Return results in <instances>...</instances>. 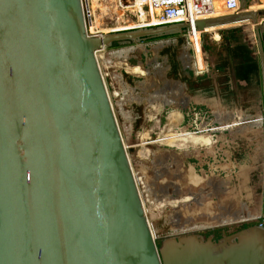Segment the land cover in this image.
Wrapping results in <instances>:
<instances>
[{
  "label": "water",
  "instance_id": "obj_1",
  "mask_svg": "<svg viewBox=\"0 0 264 264\" xmlns=\"http://www.w3.org/2000/svg\"><path fill=\"white\" fill-rule=\"evenodd\" d=\"M253 1L194 25H252L264 134V9L247 11ZM83 8L0 0V264H264V208L237 221L263 223L235 233L156 244L96 52L182 35L188 24L89 36Z\"/></svg>",
  "mask_w": 264,
  "mask_h": 264
},
{
  "label": "rangeland",
  "instance_id": "obj_2",
  "mask_svg": "<svg viewBox=\"0 0 264 264\" xmlns=\"http://www.w3.org/2000/svg\"><path fill=\"white\" fill-rule=\"evenodd\" d=\"M106 2L99 1L96 5L94 4L93 11L91 10V12L96 14L100 24L99 30L96 31L107 33L109 32L108 29H117L116 27L119 24L129 26L137 21V12L131 11L132 8L127 6L124 8L120 18L115 14L116 10L114 11L113 9L102 15L100 3L106 5ZM93 13H91V24L94 20ZM91 24L90 26H92ZM132 28L135 27L127 29ZM212 30L218 33L216 29L212 28L205 29V32L213 36ZM207 40L206 34H202L203 49L207 45ZM159 41L163 42L162 45L165 46L152 42L139 44L141 47L135 49V52L139 51V53L144 55L142 61L140 60L136 63L137 54H134L133 58L131 56L128 59V63L131 62V66L139 68L138 72L130 71V66L128 65L116 63V67L126 70L123 73V77L119 75V78L115 79V81L119 88H121V84L125 89H128L127 101L124 99L126 101L124 104L122 100L118 99L119 97L111 98L146 217L157 245L165 238L181 236L194 231L189 230L188 227L184 230L177 228V225L180 224V218L188 222L195 220L194 224L202 225L205 224L204 222H199V218H202V215H209L208 218L213 215H219L223 206L225 207L222 213L231 214L234 207L238 208L239 204L243 203L247 208L258 212V216L262 215L264 208V197L262 196L264 193V181L261 182V185L263 184L262 187L260 185L259 189H257L259 174L257 171H249L254 169V167L250 165L253 161H249V155H247L254 143L255 132H250V129H243L242 126L245 124L239 121L233 122L236 112L231 111L229 112L234 113L233 117H224L222 118L223 121H219L218 116L228 114L225 111H217L216 113L201 111V114L197 116L189 112V114L184 115L181 112L182 115L174 116L172 110L168 107L169 101L173 98L178 100L179 95L184 98V95L179 90L183 85L176 74H183V70L179 65V56L182 51L178 45L170 46L169 43H166V41H171L170 38L164 37ZM179 42L182 43L183 39H180ZM135 46L137 45L114 46L112 49L106 50V53L117 51L119 48L129 49ZM202 57L205 67L204 53ZM113 62L115 63V60H112V65ZM181 63L183 64L184 62ZM105 67L107 68L106 65ZM145 68H148V70H145ZM189 73L192 74L191 72ZM172 79L179 81L173 83L171 82ZM174 94L177 97L173 96ZM119 106H123L121 109L124 110H121ZM239 114L242 115L241 113ZM220 122L223 123L220 125ZM221 126L223 127L219 130L218 128ZM247 126L250 127L251 124H247ZM179 128H186L194 134L207 133L204 136L208 141L205 144L195 141L196 145L184 143L181 141L182 137L179 138L178 136L177 131ZM262 128L258 131V133L260 132V138H258V133L256 135L261 148L264 137L262 136L264 135ZM171 134H175L176 138H169ZM216 136L218 137L217 139L214 138ZM212 137L216 142L213 143ZM206 144L210 146L208 150L204 151L202 148ZM216 145H218V148H224V154L227 156L224 157V160H221V154L215 156L214 152L216 149H214V146ZM203 155L209 156L210 159L202 161L200 157ZM259 163L261 164L263 161ZM191 171L197 176H193ZM262 176L261 180L264 178V171ZM215 177L219 178L218 180L220 181L216 180ZM224 182H226L228 193L222 192L223 187L221 185ZM183 194L189 197L188 201H180V197ZM200 194H205L203 200ZM200 199L202 200V205L198 206L196 203H199ZM206 211L211 212V214H207ZM206 221L208 222L209 220ZM212 221L216 222V220ZM259 221H262V219L249 220L247 222L236 221L227 224L213 223L214 225L210 224L209 227L197 231L207 236L211 234L219 235L222 231L232 234L238 231L239 227L259 224Z\"/></svg>",
  "mask_w": 264,
  "mask_h": 264
},
{
  "label": "crops",
  "instance_id": "obj_3",
  "mask_svg": "<svg viewBox=\"0 0 264 264\" xmlns=\"http://www.w3.org/2000/svg\"><path fill=\"white\" fill-rule=\"evenodd\" d=\"M246 23L248 22L231 23L217 29L219 39H213L210 33L205 32L208 37V47L206 45L204 48L208 70L201 75H194L189 72L188 74L176 73L177 78L181 80L183 85L179 90L184 98L179 95L178 100L169 101L168 107L172 110L174 116L182 115L181 112L184 115L189 112L197 116L201 114V111L208 113L231 111L241 113L247 117L249 121H246V123L252 126L253 119L261 115L263 110L261 69L255 48L252 25H245ZM142 59H144L143 54L141 61ZM179 80L173 81L177 82ZM173 96L177 97L176 94ZM259 134L260 132L258 138H260ZM256 135L252 148L249 149L247 155H249L248 160L253 161L250 165L254 167V169L249 170L248 168V170L250 172L257 171L259 174V183L256 186L259 189L261 182L264 181V178L261 180L264 171V137L261 148ZM214 138L217 139L218 137ZM214 138L212 137L213 143L216 142ZM209 146V144H206L202 150H208ZM214 149H216L215 156L222 155L221 160L227 157L224 154V148H218V145H216ZM200 158H202V161L210 159L207 155ZM260 161H263V163L260 164ZM262 196L264 197V193Z\"/></svg>",
  "mask_w": 264,
  "mask_h": 264
},
{
  "label": "bare ground",
  "instance_id": "obj_4",
  "mask_svg": "<svg viewBox=\"0 0 264 264\" xmlns=\"http://www.w3.org/2000/svg\"><path fill=\"white\" fill-rule=\"evenodd\" d=\"M99 1H107L106 2V5L104 3H100L101 9H102L100 11H102V15L104 13H106L108 10L112 11V9H113L114 11L116 10L115 11V14H117L119 16V18H120L122 16L123 11H124V8H126V6L132 8L131 11L137 12V21H135L132 25L123 26V25H120L119 24V26L116 27L117 29H108L109 31H119L121 29L124 30V29L131 28V27H135V28L142 27V26H145L146 24H148L149 22L150 23L151 22L152 23H155L158 15H159V13L161 11V7L154 6L150 2H147V7H143L141 5V3L139 2V0H89L91 10L93 9L94 4L96 5ZM237 4H238L239 7H238V9L235 12L234 10H229L228 9L227 0H212V9H211V11H209L206 14L203 15V17H204L203 19H210V18H217V17H223V16H230L232 14L234 15L235 13H239V12H241L240 0H237ZM258 9H264V0H256V1H253L247 7V11H249V10H258ZM91 13H93V12H91ZM93 14H94V20H93V23L91 24L92 26L90 27V30L91 31H96V30H99L100 24H99V22L97 20L98 18L96 16V14L95 13H93ZM119 21H120V19H119ZM241 22H245V21H237V22H233V23H241ZM228 24H231V23H224V24L219 25V26L208 27L207 29L212 28V29H216L217 30V29H220V28H222V27H224V26H226ZM188 27H189V25H188ZM93 29H95V30H93ZM185 32H184V34H185ZM212 33H213V36L212 37L214 39H218L219 38L218 33H216L214 30H212ZM200 36H201V34H200V31H198V30H194V33H191L190 36H188L189 37L190 44L192 46H194V48H195V53L193 55V62H194V65H193L194 72H193V74L194 75H201L202 72H203L202 70L206 68V66L204 67V65H205L204 63L205 62H203L204 59L202 57L203 56V52H202V47H201V42H200V40H201V37ZM184 43L183 42L181 43L179 41H175V44L178 45V47L180 48V50L181 51L183 50V52H181L180 56L185 58V57H187V54L185 55V53H184L185 52V48L184 47H186V49H187V45L184 44ZM138 47H141V46L140 45H137V46L132 47V48H129V49L126 48L125 49V52H127L129 54V56H133L134 55V52H135V49H139ZM132 51H134V52L131 53ZM143 51H144V49H143ZM137 53H139V51ZM180 56H179V58H180ZM120 64H123V65H126V66L127 65L130 66V71H132L134 73L138 72V69L139 68L137 66H131L130 63H128V60H126V61H124L123 63H120ZM179 64H181V63L179 62ZM182 65L185 68V63H183ZM182 70H183V73L188 74L187 70H185V69H182ZM226 113H228V114H224V116L219 115L218 116V120L219 121H223L222 118H224V117H233V115H234L235 112L234 113H231V112L228 111ZM259 117H261V115H259ZM259 117L253 119L254 120L253 121V125L250 126V127H248L247 126V123H246V121H247L248 118L245 117V116L240 115L239 113H235V115L233 117L234 119L232 121L233 122L239 121V122L245 124L244 126H242L243 129H245V130L246 129H250V132H255L254 134H257L258 131H259V129L261 128V119L259 121H257L259 119ZM222 123L220 122V125ZM222 127L223 126L219 127L218 129L220 130ZM183 131H184V133H183ZM244 132H246V131H244ZM177 133H178L179 138L182 137L181 141H183L184 143L186 142V143H192V144L196 145L195 141H199L200 144L201 143H204L205 144L208 141L205 138V136H204L207 133H205V134H194V133L189 132L186 128L185 129L179 128L178 131H177ZM174 137L176 138V135L175 134H171V136L169 138L173 139ZM191 174L193 176H197L195 173H192V171H191ZM211 176H212V174H211ZM215 179L218 180L219 178L217 179L215 177ZM218 181H220V180H218ZM215 184H217V183H215ZM219 184H220V182H219ZM226 186H227L226 185V182L222 183V185H221V187H223L222 192H224V193L225 192L228 193V190H227L228 188ZM183 195H182V197H180L181 198L180 201H183V202L188 201L189 200V197H186V195H184V196ZM204 195H201L200 196L202 198V200L204 198ZM216 196H218V195L216 194ZM205 197H207V196H205ZM202 200L200 199L199 200V203H196V205L201 206L202 205ZM234 204H236V203H234ZM239 205L240 206H238V208H235L234 207L235 210H234V208L232 209L233 215H231L232 213L231 214H224V213H222L223 212V208L225 206L221 207L222 210H220L219 215H213V216H211V218L210 217L208 218L209 215H206V214L205 215H202V218H199V222L200 223L201 222H204L205 223V224H202V225H200V224L199 225L194 224L193 222L195 220L194 221L191 220L190 222H188V221L182 220V218H180V224L177 225V228H179L180 230H184L185 228L188 227L189 230H203L206 227H209L210 224H213V223L227 224V223H232V222H236V221H239V220L242 221L243 219H247V218H255V217H258V214H259L258 212H254L253 209L252 210H249L246 207V205L243 204V203H241ZM206 213L207 214H211V212H208V211H206ZM205 219L206 220H209V221L207 222ZM210 220H211V222H210ZM212 220H216V222L215 221L213 222ZM184 223H187V224H184ZM189 225H191V226L189 227ZM153 237H154V234H153Z\"/></svg>",
  "mask_w": 264,
  "mask_h": 264
},
{
  "label": "built area",
  "instance_id": "obj_5",
  "mask_svg": "<svg viewBox=\"0 0 264 264\" xmlns=\"http://www.w3.org/2000/svg\"><path fill=\"white\" fill-rule=\"evenodd\" d=\"M141 5L143 7H147V2H150L154 6L161 7V11L155 21V23H148L145 26L142 27H155V26H160V25H169V24H175V23H187L189 25L188 28H186L185 34L178 35V36H168L167 38H170L169 43L170 46H175V41H178L180 39H183V43L187 45V49L185 48V55L187 54V57H181L179 58V62H184L185 63V68L183 67L182 63L179 64L182 69L187 70V72H194V62H193V55L195 53V48L190 44L189 37L191 33H194V30H197L195 28L194 23L198 20H202L204 17L203 15L206 14L207 12L211 11L212 9V0H139ZM82 5H83V10H84V17L87 20V35L89 36H96V35H102V32L99 31H91L90 30V24H91V8H90V3L89 0H82ZM227 5L229 10H236L238 9V4L237 0H227ZM131 6V5H130ZM153 24V25H152ZM204 32L200 31L201 34V47L204 53L205 61H206V68L203 69L202 73H205L208 70V61L206 58V54L203 49V42H202V34ZM164 38V37H163ZM159 38V40L163 39ZM158 39L155 40H150L146 41V43H160L161 46L163 42L159 41ZM145 43V42H144ZM160 46V45H158ZM120 47V46H119ZM112 49V48H110ZM110 49H100L96 52V58L97 62L99 65V69L101 71L102 78L105 82V86L107 88V91L111 98H118L122 100L125 104L127 101L126 95L128 89H125L123 85L120 84V87L117 85L115 79L119 78V75L123 77V73L126 72L125 69H119L116 67V63H123L124 61L128 60L131 56L127 52H125V49L119 48L117 51H110L109 53H106V50ZM132 51L131 53H133ZM183 52V50H182ZM135 54V52H134ZM134 56H132L133 58ZM112 60H115V63L113 62L112 65ZM140 60L136 58V63H138ZM129 62V60H128ZM193 62V63H192ZM131 63V62H130ZM107 66V68L105 67ZM112 68V69H110ZM161 69H163L161 67ZM169 69V68H168ZM145 70H148V68H145ZM164 71V70H163ZM120 73V74H119ZM110 79V80H109ZM171 82L174 83L173 80ZM174 93V91H173ZM172 94V93H171ZM170 94V95H171ZM115 95V96H114ZM126 99V101H124ZM174 99V98H173ZM172 99V100H173ZM123 106H119L121 109ZM124 110V109H121ZM195 114H197L195 112Z\"/></svg>",
  "mask_w": 264,
  "mask_h": 264
},
{
  "label": "flooded vegetation",
  "instance_id": "obj_6",
  "mask_svg": "<svg viewBox=\"0 0 264 264\" xmlns=\"http://www.w3.org/2000/svg\"><path fill=\"white\" fill-rule=\"evenodd\" d=\"M262 223H263V222H262ZM244 227H247V225H244V226L239 227V228L242 229V228H244ZM240 229H239V230H240ZM220 235H221V233H220L219 235L217 234V235H215V236H218V237H219Z\"/></svg>",
  "mask_w": 264,
  "mask_h": 264
},
{
  "label": "clouds",
  "instance_id": "obj_7",
  "mask_svg": "<svg viewBox=\"0 0 264 264\" xmlns=\"http://www.w3.org/2000/svg\"><path fill=\"white\" fill-rule=\"evenodd\" d=\"M262 219V221H259V223H262L263 222V218H260L259 220H261Z\"/></svg>",
  "mask_w": 264,
  "mask_h": 264
},
{
  "label": "trees",
  "instance_id": "obj_8",
  "mask_svg": "<svg viewBox=\"0 0 264 264\" xmlns=\"http://www.w3.org/2000/svg\"><path fill=\"white\" fill-rule=\"evenodd\" d=\"M115 46H118V45H115Z\"/></svg>",
  "mask_w": 264,
  "mask_h": 264
}]
</instances>
